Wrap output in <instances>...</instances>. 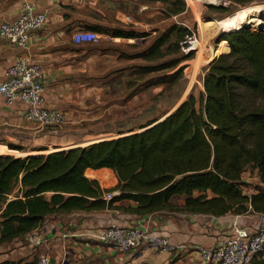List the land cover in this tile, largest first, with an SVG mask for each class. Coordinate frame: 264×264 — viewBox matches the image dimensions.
<instances>
[{
	"label": "trees",
	"instance_id": "1",
	"mask_svg": "<svg viewBox=\"0 0 264 264\" xmlns=\"http://www.w3.org/2000/svg\"><path fill=\"white\" fill-rule=\"evenodd\" d=\"M254 12L219 35L224 40L206 67L204 90L190 93L163 119L136 132L47 154H0V243L41 227L50 214L112 208L123 199L135 201L132 211L140 215L165 209L214 216L264 212V16L261 20V12ZM254 22L258 28L244 26ZM178 31L189 29L169 26L151 51L158 52ZM112 34L147 35L129 29ZM103 167L117 174L115 187L103 188L86 175L88 168ZM248 167L258 171L261 182L251 194L242 178ZM114 191L111 199L104 198ZM176 195L185 196L183 206L171 203ZM0 264H39V259Z\"/></svg>",
	"mask_w": 264,
	"mask_h": 264
},
{
	"label": "crops",
	"instance_id": "2",
	"mask_svg": "<svg viewBox=\"0 0 264 264\" xmlns=\"http://www.w3.org/2000/svg\"><path fill=\"white\" fill-rule=\"evenodd\" d=\"M26 1L45 12L47 19L45 25L31 35L26 47L0 39V81L4 79L6 69L21 59L40 64L45 82L46 106L65 113L61 128L47 132H55L56 137H65L68 144L79 145L78 143L95 137L88 129L90 127L81 126L84 121L92 119V106L102 105L106 99L102 85L95 83V75L118 63L117 50L124 41L134 43L138 40L114 36L112 32L130 28L148 31L145 29L150 26L148 17L153 13L151 10L161 8L167 1L0 0V25L15 20ZM126 15L131 16L132 22L127 24L124 21ZM81 29L98 32L99 41L76 43L73 36ZM26 110L25 102H8L1 98L0 126L36 127V124L26 120ZM170 112L156 119L161 120ZM96 127L99 128L95 130L96 133L102 134L103 128L105 130L104 124ZM139 130L141 127L106 139ZM35 131L41 132L42 129ZM246 171L242 178L248 181ZM86 175L97 179L103 188H113L119 182L115 171L108 167L88 168ZM253 192L247 191L248 194ZM171 203L183 206L185 196H173ZM136 206L135 201L123 199L115 202L112 208L50 214L41 227L10 241L13 246L0 261L33 259L47 255L51 264H168L176 257L178 259L173 264H202V249L224 240L231 233L233 223L254 228L259 219L258 212L254 211L214 216L165 209L140 215L132 211ZM111 224L148 228L167 236L171 249L156 250L141 246L120 252L104 245L93 235ZM62 256L64 259L61 260Z\"/></svg>",
	"mask_w": 264,
	"mask_h": 264
},
{
	"label": "rangeland",
	"instance_id": "3",
	"mask_svg": "<svg viewBox=\"0 0 264 264\" xmlns=\"http://www.w3.org/2000/svg\"><path fill=\"white\" fill-rule=\"evenodd\" d=\"M249 11H255L253 16L260 12L262 15L264 0L246 4L229 0H167L161 8L151 10L153 13L148 17L150 26L145 29L148 31H137L147 35L134 43L124 41L117 50L118 63L95 75V83L102 85L106 99L102 105L92 106V119L84 121L81 126L90 127L88 129L93 132L94 138L71 145L66 143L65 137H56L55 132H47L60 129V126H42L26 119L36 127L0 126V154H47L84 146L129 129H137L168 111L172 112L190 93L198 96L204 90L206 67L218 55L219 35L223 30L235 28L233 24ZM207 22L213 25L203 27ZM241 24L243 22L238 27ZM257 24L254 22L244 26L258 28ZM171 25L187 27L189 31L173 33L158 52H154V49L151 51L155 40ZM187 33L197 38L191 47L195 50L189 52L183 48V42L188 39ZM175 62H179L175 67H167ZM102 124L104 132L96 133L95 130L99 129L96 126ZM37 128L42 131H35ZM9 144L20 149L10 148ZM246 172V190L254 191L261 184L258 171L248 167ZM12 246L9 242L0 243V259ZM177 259L168 264H173ZM201 263L209 264L205 261Z\"/></svg>",
	"mask_w": 264,
	"mask_h": 264
},
{
	"label": "built area",
	"instance_id": "4",
	"mask_svg": "<svg viewBox=\"0 0 264 264\" xmlns=\"http://www.w3.org/2000/svg\"><path fill=\"white\" fill-rule=\"evenodd\" d=\"M45 12L26 1L21 14L13 21L0 25V39L26 47L31 35L41 29L46 22ZM124 21L132 22L130 15ZM183 42L186 52L195 50L193 43L197 39L187 33ZM100 35L94 30H78L73 40L76 43H95ZM45 82L42 67L38 63L21 59L9 66L0 81V99L8 102L20 100L27 104L26 119L42 126L59 127L65 121L62 110L51 108L45 104ZM118 192H105L104 198L111 199ZM258 223L253 227L243 226L238 222L232 224V231L218 244L202 249L203 261L209 264H252L255 259L264 262V212H258ZM94 237L104 245L120 252H127L139 247H150L156 250H169L171 243L167 236L138 225L111 224L96 231ZM39 264H51L50 258L43 255L38 258Z\"/></svg>",
	"mask_w": 264,
	"mask_h": 264
},
{
	"label": "water",
	"instance_id": "5",
	"mask_svg": "<svg viewBox=\"0 0 264 264\" xmlns=\"http://www.w3.org/2000/svg\"><path fill=\"white\" fill-rule=\"evenodd\" d=\"M263 16H264V12L262 13L261 18H263ZM223 31H228V30H223ZM222 40H224V39H218V44H219V42H221ZM215 49H216V47H215ZM149 127H151V126H148V127H146V128H149Z\"/></svg>",
	"mask_w": 264,
	"mask_h": 264
}]
</instances>
